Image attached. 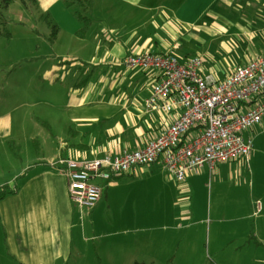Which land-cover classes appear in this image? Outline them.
<instances>
[{
  "label": "crops",
  "instance_id": "obj_1",
  "mask_svg": "<svg viewBox=\"0 0 264 264\" xmlns=\"http://www.w3.org/2000/svg\"><path fill=\"white\" fill-rule=\"evenodd\" d=\"M100 1L106 9L104 18L95 15ZM94 3L91 23L84 33L74 7H68L64 0L49 5L58 10L54 20L60 29L56 43L69 38L89 41L92 46L81 48L73 62L64 59L62 69L68 71L75 67L72 63L78 66L82 60L85 67L91 64L103 73L93 80L88 75L85 82L71 87L72 98L62 99L58 108L61 116L67 113V119L56 117L55 125L50 114L42 119L47 133H54V149L51 140H46L47 153L41 152L25 172L17 191L9 195L8 210L3 211L9 218L14 252L25 264H64L70 260L73 264L95 260L111 264H129L130 260L149 264H235L236 258L224 260L220 256L228 244L248 240L245 222L256 216L255 204L260 199L255 195L256 185L251 190L248 187L251 160L234 159L212 172L204 169L190 173L186 183L176 181L161 163L138 176L112 179L113 184L107 185L111 190L124 186L131 196L122 197L118 203L116 194L112 196L106 188L100 203L89 209L100 206L109 212L113 202L118 203L122 208L119 214L126 221L133 217L137 222L140 215V228L105 233L93 246L94 258L89 254L90 240L85 241L72 227L66 234L63 222L68 219L73 201L66 174L52 162L61 156L92 160L121 154L143 148L164 133L180 117L182 108L176 104L169 113L151 112L146 100L158 80L156 71L129 69L123 65L124 59L144 52L176 55L184 62L200 57L204 75L225 80L238 67L264 54V0H118L119 6H114L113 0ZM246 136L252 139L248 133ZM214 194L220 201L217 208L227 210L225 218L213 209L203 216L207 202L213 205ZM199 195L198 214L194 206ZM225 196H232L233 205L223 201ZM86 208L80 207L82 212ZM225 221L234 228L230 239L222 241L223 230L214 225ZM111 234L126 237L121 243H112L108 240ZM252 237L260 240V245L264 243L257 229ZM65 241L73 244L69 248L74 252L64 250ZM230 255H237V251Z\"/></svg>",
  "mask_w": 264,
  "mask_h": 264
},
{
  "label": "rangeland",
  "instance_id": "obj_2",
  "mask_svg": "<svg viewBox=\"0 0 264 264\" xmlns=\"http://www.w3.org/2000/svg\"><path fill=\"white\" fill-rule=\"evenodd\" d=\"M55 1L37 0L35 5L27 7L17 0L4 11L7 24L3 29L1 27L2 33L0 34V189L4 187L17 188L19 182L25 179V172L37 162L41 152L46 151L47 153L46 140H51V149H54L52 143L54 133H47L49 130L44 127L42 119L50 114L54 116L52 120L54 125L56 117L67 119V113L61 116L58 108L62 99L72 98L71 87L81 81L85 82L87 79L85 77L88 75H91L93 80L99 78L103 73L99 70L100 68L94 70L91 64L85 67L82 60H79L78 66L77 63H72L75 67L68 71L62 69L61 64L64 59L68 58L73 62L81 48L86 46L92 48V46L89 41L84 43L63 38L59 43H56V40H52L51 23H56L54 20L58 10L52 9L49 5ZM112 4L119 6L118 0H113ZM98 6V14L95 15H102L104 18L106 16L105 5L100 1ZM116 12L114 10V13ZM94 18L102 19L100 16H94ZM96 26L99 28L100 24L96 23ZM249 132H247L248 136L253 141V153L250 159L251 180L248 187L251 190L253 185H256L255 195L257 199H260L259 203L264 209V196H259V193H264V124L260 126L259 130ZM55 162L57 159L52 162V165ZM98 184H102L103 189L107 188L108 193L112 196L114 192L118 203L122 197L131 196V192L124 186L111 190V186L108 187L107 183L100 181ZM112 184L113 182L110 185ZM231 195L234 196V194ZM232 196H225L223 201L233 205ZM9 197L0 201V264H25L24 259L13 250L12 240L9 238V218L3 213L9 208L8 204L11 200ZM195 199L194 210L198 213L201 195ZM219 202L214 194L213 205L211 206V201L207 202L203 216L207 212L209 214V209H213V213L217 211L221 217L225 218L227 210L217 208ZM102 203L104 207L105 201L103 200ZM118 203L113 202L114 208L109 212L100 206L94 210L86 208L82 212L79 205L71 202L72 209H70L68 219L63 222L66 234L69 233L68 228L72 227L74 231L80 232L85 241L90 240L89 251L91 253L89 254L94 258L93 246L99 244L97 240L104 238L105 233L140 228V215L139 218H136L137 222H134L133 217H130L131 221H126L125 216L122 217L119 214L122 208ZM249 207L251 209V203ZM255 207L256 216H251L249 221L245 222L248 240L228 244L227 251L220 258L222 257L224 260L236 258L233 261L235 264L239 262L242 264H264V243L260 245V240L252 237L257 229L261 239H264V218H262L264 212L262 213V210L257 213V202ZM248 209L247 207V213L250 212ZM242 211L245 213V210L242 209ZM93 213L95 216L91 218ZM214 227L218 228L220 232L223 230L222 241L230 239V232L234 228L233 224L227 221L214 225ZM94 229L97 233H94ZM125 237L120 234H111L108 240L112 243H121ZM64 245L66 252L75 251L69 248L70 245H73L72 243L65 241ZM236 251L237 255H230ZM117 263L120 264V262ZM59 264L61 263L59 262ZM64 264H73V260ZM91 264H111V262L95 260Z\"/></svg>",
  "mask_w": 264,
  "mask_h": 264
},
{
  "label": "built area",
  "instance_id": "obj_3",
  "mask_svg": "<svg viewBox=\"0 0 264 264\" xmlns=\"http://www.w3.org/2000/svg\"><path fill=\"white\" fill-rule=\"evenodd\" d=\"M123 65L156 71L158 80L146 100L151 112L169 113L176 104L183 112L143 148L92 160L61 156L54 166L66 174L76 205L96 207L104 191L98 182L138 176L158 163L186 183L190 173L212 172L234 159L249 162L253 141L246 133L264 120V54L222 81L203 74L200 57L184 62L176 55L144 52L127 56ZM259 201L257 213L263 209Z\"/></svg>",
  "mask_w": 264,
  "mask_h": 264
},
{
  "label": "trees",
  "instance_id": "obj_4",
  "mask_svg": "<svg viewBox=\"0 0 264 264\" xmlns=\"http://www.w3.org/2000/svg\"><path fill=\"white\" fill-rule=\"evenodd\" d=\"M17 0H1L0 2V34L2 33L3 27L7 24V19L5 17L4 11L10 7V5ZM21 1L25 6L29 7L31 5H35L37 3V0H18ZM65 4L68 7H74L75 8V17L76 19L81 23L82 30L81 32L84 33L87 28L89 27L91 23V11L94 8V0H64ZM53 33H52V40L55 41L57 39V36L59 34V26L55 24L54 22L51 23ZM2 27V29H1ZM10 35V33H8ZM87 80V79H86ZM126 176H115L113 179L123 178ZM111 181V180H110ZM109 181V182H110ZM107 182V184L109 183ZM17 188L11 189L8 187H4L0 189V201L4 200L6 197H8L10 194L15 193ZM106 189H104L103 193ZM129 264H149L144 263L140 261H133ZM213 264V263H211Z\"/></svg>",
  "mask_w": 264,
  "mask_h": 264
}]
</instances>
